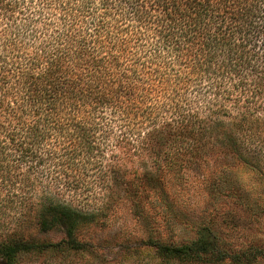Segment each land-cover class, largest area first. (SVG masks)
<instances>
[{
	"label": "trees",
	"instance_id": "16d2710c",
	"mask_svg": "<svg viewBox=\"0 0 264 264\" xmlns=\"http://www.w3.org/2000/svg\"><path fill=\"white\" fill-rule=\"evenodd\" d=\"M257 23L264 0H0V186L7 188L0 209L12 213V224L0 223V264L31 254L61 264L90 251L81 230L105 210L50 192L38 204L31 198L45 152L59 149L69 168L90 162L116 146L112 130L126 152L149 161L125 175L111 160L108 187L123 185L134 214L154 221L145 244L161 261L264 264L260 238L237 244L207 223L190 239L160 233L162 225L174 232L162 222L174 217L170 197L193 169L211 196L264 213L262 198L235 171L243 165L264 178L258 118L241 102L248 69L264 73ZM115 193L108 191L106 209Z\"/></svg>",
	"mask_w": 264,
	"mask_h": 264
},
{
	"label": "rangeland",
	"instance_id": "374dc122",
	"mask_svg": "<svg viewBox=\"0 0 264 264\" xmlns=\"http://www.w3.org/2000/svg\"><path fill=\"white\" fill-rule=\"evenodd\" d=\"M257 24L264 26V23ZM42 25L44 23H37V27ZM24 35L31 36L30 34ZM37 35L39 41L42 36L39 32ZM253 37L264 44V35ZM249 69L246 75L248 83L246 88L243 87L245 91H242L246 99L241 102H245L247 105L244 108L258 118L256 135H260V142L264 145V73L258 67L251 68V72ZM236 91L239 89L236 88ZM119 123L114 121L110 124H113V127H120ZM119 133V131L112 130L108 137L111 143H116V146L105 152L97 153L95 156L92 155L90 162L87 160L76 164L71 163V168L68 166L69 157H62L59 149L44 153L45 164L39 168V175H44L42 181L35 187V195L31 198L35 204L42 200L45 192H50L54 197L58 195L62 199H69L78 207L95 208L100 212L105 210V215L99 218L101 222L86 224L81 230V239H88L92 242L90 251L71 253L69 259L61 264H173L161 261L154 248L145 244L154 221L152 222V219L143 220L142 216L134 214L133 202L124 196L123 185L108 187L112 174H114L108 172L111 165L107 163L111 160H119L122 167L120 172L125 175L134 169L133 163L139 168L149 164L146 158L126 152L123 146L124 141ZM250 157L256 161L255 157L251 155ZM93 159L100 160L96 162ZM261 165L264 171V155ZM235 171L240 180L244 179L251 188H254L255 195L262 198V207H264V178L256 170L244 168L243 165L236 167ZM198 173L199 171L195 169L185 173L187 180L175 187L173 197L170 199L175 204L176 213H173L174 217L170 219V222L161 221L163 224H171L175 230L169 232L162 225L163 230L160 232L162 238L190 239L194 236L199 224L207 223L223 238L237 244L250 239L264 240V213L253 215L244 205L236 203L229 195L211 196L202 182L201 174ZM108 191L113 193L116 191L118 196L115 193V197L112 198L114 201L106 209L109 204ZM0 192L4 196L7 188L0 186ZM4 198L3 202L8 205ZM11 214L10 208L3 205L0 209V223L3 226L10 221ZM260 215L261 217L256 218ZM10 224L12 222L8 223ZM54 237L57 239L59 236ZM53 259L54 256L51 255L31 254L23 256L20 264H60L53 263Z\"/></svg>",
	"mask_w": 264,
	"mask_h": 264
}]
</instances>
